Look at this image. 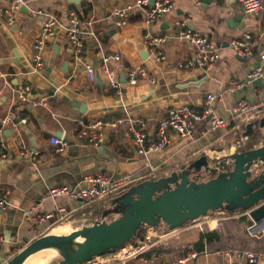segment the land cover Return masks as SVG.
Returning <instances> with one entry per match:
<instances>
[{"label": "crops", "instance_id": "crops-1", "mask_svg": "<svg viewBox=\"0 0 264 264\" xmlns=\"http://www.w3.org/2000/svg\"><path fill=\"white\" fill-rule=\"evenodd\" d=\"M13 1L0 0V128L1 138L13 156L0 158V194L9 192L7 205L0 207V264L7 263L17 248L38 236L24 220V212L34 205L41 204L44 210L72 206L76 209L73 218L95 214L99 221L116 206L117 197L91 204L70 203L64 197L49 196L50 188L76 187L86 175L97 172L123 174L142 182L149 164L160 168L158 179L201 156H206L211 168H215L246 140L243 135L251 122L213 135L205 134V126L201 125L193 139L172 132L171 142L162 151L143 156L137 152L127 126L102 128L103 141L95 145L78 137L77 122L130 115L148 122L153 142L158 121L166 118L172 108L188 105L200 110L209 93L219 97L217 114L229 118L238 101H254L264 93L262 82L227 90L230 80L246 81L250 70L259 63V50L264 45L252 59L244 60L233 51L230 42L247 33L264 36V0L258 15L247 14L239 0H209V4L205 0H172L173 9L153 25H148L145 12L135 9L129 12L128 23L122 27L113 12L132 0H25L22 6L28 12L20 8L10 16L7 11ZM73 13L82 20L94 21L92 29L82 30L80 39L84 59L100 73L101 83L97 78L94 83L89 81L84 64L76 60L68 41L67 28ZM52 18L57 21L56 34L45 40L41 59L36 60V44L42 37L44 23ZM178 22L207 36L219 48L221 56L214 66H180L194 57L195 50L179 39L182 27ZM155 37H164L166 42L153 49L148 40ZM107 53L122 56V62L115 65L120 80L121 74L127 77L132 68H145L148 77L137 86L122 83L120 90L110 88L99 70L100 55ZM26 86L31 87V94L28 101H21L17 91ZM45 96L50 99L49 106L35 105ZM25 116L29 117L27 123L21 122ZM7 117L16 128L3 125ZM57 134L68 145L64 154L56 153L51 143ZM22 151L28 154L22 156ZM201 178L203 181L210 176L202 173ZM261 226L264 228V223ZM108 258L123 257L114 255L100 260ZM131 261L147 264L141 257ZM226 262V257L211 252L201 254L190 264Z\"/></svg>", "mask_w": 264, "mask_h": 264}, {"label": "built area", "instance_id": "built-area-1", "mask_svg": "<svg viewBox=\"0 0 264 264\" xmlns=\"http://www.w3.org/2000/svg\"><path fill=\"white\" fill-rule=\"evenodd\" d=\"M245 12L249 15H258L263 9L262 0H239ZM25 0H14L7 11L10 15L12 12L19 10ZM174 7L172 0H132L131 3L125 7L117 8L113 14L117 18L118 26L122 27L128 23V14L130 11L139 9L145 12L148 25H153L159 21L162 16L169 13ZM12 16V15H10ZM93 20H82L77 14H71L70 25L67 28V38L75 50L76 60L83 63L90 82H95L97 78L96 69L84 59L81 43V33L84 28L92 29ZM182 27L178 37L179 39L190 43L195 50L194 57L180 64L181 67L191 68L198 65L203 69H208L214 66L220 59L219 48L207 36L190 29L185 26L183 22H178ZM57 21L52 18L44 23L42 30V37L36 44V60L41 59L44 49L45 40L52 38L56 34ZM166 39L164 37H155L148 40V45L155 49L161 46ZM264 45V36L255 37L250 33L244 34L239 38H234L230 42V46L238 57L244 60H250L255 56V53ZM259 63L253 67L247 75V80L239 82L236 79L229 81L227 90L234 91L243 86L262 82L264 84V49L259 50ZM100 72L104 75L107 84L110 88L120 90L122 83L119 72L115 68L116 64L122 62V56L119 53L101 54ZM148 72L145 68H132L127 74L128 84L137 86L141 79L147 78ZM154 82V81H153ZM31 94V87L26 86L17 91V96L21 101H28ZM219 97L217 94L209 93L205 96L203 107L200 110L194 109L191 106L184 105L174 107L169 111L166 118L158 121L156 126L155 141H150V133L148 130V122L143 119H134L130 115L124 117H108L100 118L94 121L79 119L78 137L87 143L95 144L103 141L102 128H118L120 126H127L132 137L134 146L140 155L146 156L149 153H158L162 151L170 142L172 132L185 139H193L199 126H205V134L213 135L217 132L224 131L238 126L241 123L253 122L264 117V93L260 94L254 101L240 100L232 108L229 118H223L217 114L216 102ZM49 97L45 96L40 102L35 105L49 106ZM21 122H29V117L21 118ZM3 125H12L17 127L7 117L3 120ZM2 128H0V158H12V154L8 151L6 144L1 138ZM248 138V137H244ZM51 143L56 147V153L64 154L67 149V143L64 138L54 137ZM28 153L22 151L20 155L24 156ZM157 166L152 164L147 165V169L152 172L149 179H156ZM145 179L144 177H141ZM146 180V179H145ZM144 181V180H142ZM140 182L130 176L118 173H103L97 172L86 175L82 182L76 187H69L66 185L55 186L50 188L49 196L64 197L70 203L84 202L91 204L98 201H106L119 196L129 187L135 183ZM9 192L6 191L4 195L0 194V207L7 205L6 200ZM76 209L60 205L54 210H44L41 204L34 205L24 212V220L33 230L38 234V237L44 233L49 232L54 226L69 221L73 218ZM145 252L133 256H127L122 259L108 258L106 260H96L87 264H132V259L141 257V260L147 264H190L191 261L196 260L201 254L196 250H191L189 253L174 258H160L154 255L151 259L145 258ZM202 254H208L204 252ZM220 257H226L225 264H264V250L256 251L253 249H229L224 252H218Z\"/></svg>", "mask_w": 264, "mask_h": 264}, {"label": "water", "instance_id": "water-1", "mask_svg": "<svg viewBox=\"0 0 264 264\" xmlns=\"http://www.w3.org/2000/svg\"><path fill=\"white\" fill-rule=\"evenodd\" d=\"M208 2L205 0V3ZM21 11L28 12L24 6ZM195 67L198 68V65ZM97 82H102L99 72ZM127 82L126 74L122 73L121 83ZM246 129L244 137H249L258 129L262 131L264 140V117L249 123ZM55 136L60 138V134ZM258 163L264 164V144L234 153L215 168H211L206 156H201L169 176L146 179L132 186L115 199L116 206L107 212V215H116L113 220H103L63 234L44 233L6 264H24L31 256L50 246L62 252L66 241L78 242L83 250L77 258H65L63 264L91 263L134 241L141 227L165 226L175 230L210 211L221 209L246 210L254 221L260 222L264 220V171L252 175L251 170ZM225 166L228 168L225 169ZM202 173L210 178L199 181ZM144 240L141 237V241Z\"/></svg>", "mask_w": 264, "mask_h": 264}, {"label": "rangeland", "instance_id": "rangeland-1", "mask_svg": "<svg viewBox=\"0 0 264 264\" xmlns=\"http://www.w3.org/2000/svg\"><path fill=\"white\" fill-rule=\"evenodd\" d=\"M250 136H252V138H247L246 140L241 141L240 145L235 147V153L245 152L264 144L261 130L257 129ZM227 156L223 157L221 162L224 161ZM251 170L252 175L261 174V172L264 171V164L258 163L257 165H253ZM199 181L201 180L199 179ZM124 193L125 192L119 196ZM98 218L99 216L95 214L91 216L89 214H86L85 216L81 215L80 218H72L69 221L54 226L49 232H53L54 229H59L64 226L69 230L83 229L84 227H90L94 224L101 223ZM114 218H116V215L109 214L104 215L103 220L105 222H109ZM252 222L254 221H251L250 214L246 210L230 212L223 209L210 211L207 215L199 217L194 221L187 222L175 230H170L165 226L158 228L144 226L141 227L137 238L134 241L128 243L123 248L108 256L112 257L114 255H118L125 258V256H133V254L137 255L140 252L153 251L157 256H161V258L164 259L181 257L187 252L189 253L191 250H196L195 244L198 242L200 233H203L208 240H211L212 238L215 239L210 247H215L217 251L213 248L211 250L209 247V250L212 252L218 253L238 248L263 251L264 228H262L261 223L263 224L264 221L262 220L256 223ZM141 237H144L145 240L141 241ZM36 238H38V236ZM32 241L33 240L29 243ZM29 243L17 248L12 254L13 256H10L9 260L18 254ZM56 249L57 248L55 246H50L49 248L43 249L44 252H41L43 251L41 250L38 252L39 254L36 253L31 256L32 258H30L33 259L35 256L34 259H36L39 255H43L41 253H47ZM56 251L57 255H44V257L46 256L48 260L46 257H43L42 264H59L61 260L63 261L62 254H58L60 250ZM9 260H7V262ZM29 261H26L24 264H28ZM4 264H6V262Z\"/></svg>", "mask_w": 264, "mask_h": 264}, {"label": "bare ground", "instance_id": "bare-ground-1", "mask_svg": "<svg viewBox=\"0 0 264 264\" xmlns=\"http://www.w3.org/2000/svg\"><path fill=\"white\" fill-rule=\"evenodd\" d=\"M100 222H103V220L102 221H100ZM93 226V225H92ZM68 228L67 227H60L59 229H54V231H53V233L54 234H63V233H66V232H68ZM49 248V247H48ZM56 250H58V249H56ZM56 250H54V251H50V252H47V253H41V254H43V255H39L36 259H34L35 258V256H34V258L33 259H28L27 261H29L28 262V264H42V258L44 257V255H46V254H50V255H57V251ZM83 250V246L82 245H80L78 242H75V241H66L65 243H64V245H62V252H58V254H61L62 253V257H63V260L66 258V259H74V258H77L79 255H80V253H81V251ZM41 252H44V250L43 251H41ZM38 253V252H37ZM39 254V253H38ZM46 257V256H45ZM44 257V258H45ZM47 258V257H46ZM50 259V258H49ZM47 260H48V258H47ZM44 262V261H43ZM45 263V262H44ZM59 264H63V262H62V260L59 262Z\"/></svg>", "mask_w": 264, "mask_h": 264}, {"label": "trees", "instance_id": "trees-1", "mask_svg": "<svg viewBox=\"0 0 264 264\" xmlns=\"http://www.w3.org/2000/svg\"><path fill=\"white\" fill-rule=\"evenodd\" d=\"M161 172V170H160V168H157V171H156V175L158 176V174ZM143 177L145 178V179H149L150 177H151V175H152V172H150L149 170H148V172L146 171V172H144L143 173ZM215 241V239H211V240H208V239H206V237H205V235L203 234V233H200V235H199V239H198V242L195 244V248H196V250L200 253V254H202V253H204V252H207V253H211L212 251V248L213 249H215L216 251H217V249L215 248V247H210L211 246V244L213 243ZM209 247H210V249L211 250H209ZM214 250V251H215ZM188 253V252H187ZM186 253V254H187ZM152 254H154V252L153 251H150V252H145L143 255L145 256V255H148V256H151Z\"/></svg>", "mask_w": 264, "mask_h": 264}]
</instances>
